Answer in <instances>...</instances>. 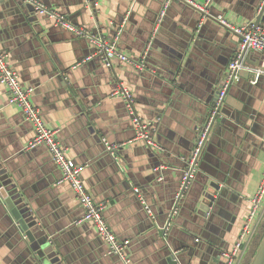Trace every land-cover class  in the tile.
Returning <instances> with one entry per match:
<instances>
[{"label":"crops","instance_id":"crops-1","mask_svg":"<svg viewBox=\"0 0 264 264\" xmlns=\"http://www.w3.org/2000/svg\"><path fill=\"white\" fill-rule=\"evenodd\" d=\"M41 1L107 40L120 33L118 49L130 59H115L112 67L99 56L89 59L95 49L85 37L37 14L26 0H0V47L23 85L34 89L32 101L59 130L69 157L85 167L87 189L105 205L117 238L129 241L134 264H224L222 253L236 241L264 171V74L256 79L250 70L264 69V54L248 51L232 81L227 72L240 37L184 2L173 1L162 17L165 0ZM258 1L213 0L208 11L246 25ZM122 86L135 95L137 113L152 124L160 149L136 140L126 102L115 94ZM222 89L226 99L212 124ZM33 137V126L0 84V171L9 184L0 186V264H121L95 226L81 222L84 209L71 185L60 183L47 148L27 149ZM104 139L118 151L111 153ZM217 185L218 201L204 214L201 200ZM7 197L36 235L44 233L39 252L19 229Z\"/></svg>","mask_w":264,"mask_h":264},{"label":"built area","instance_id":"built-area-1","mask_svg":"<svg viewBox=\"0 0 264 264\" xmlns=\"http://www.w3.org/2000/svg\"><path fill=\"white\" fill-rule=\"evenodd\" d=\"M26 1L34 7L37 14L46 15L53 19L56 25L88 39L95 49L94 54L90 56L89 59L94 56H99L108 67H112L115 59H120L125 62L130 61L128 56L118 49L120 33L114 40H107L102 33L91 32L86 28L73 24L59 11L50 9L41 0ZM173 1L184 2L187 5L202 11L206 16L205 18H212L218 21L223 27L231 29L240 37L239 51L233 57L229 67L232 73L236 72L237 74L244 67V52L256 51L264 54V27L257 25L254 21L249 22L246 25H235L224 15H211L208 11V7L213 0H207L204 5L194 0H165V6L161 14L162 17L165 15L167 7ZM250 70L255 75L256 79H259L264 74V69L262 68H253ZM0 84L7 88L10 101L19 106L25 119L33 126L34 137L29 142L27 149L46 147L54 162L61 170L62 178L60 183L67 182L71 185L77 200L84 209V215L81 218V222H90L95 226L98 235L107 244L109 253L117 256L121 264H134L128 253L129 241H122L117 238L105 218V205L97 204L93 195L87 189L82 177L85 167L77 164L71 157H69L66 149L59 140V130L53 129L47 125L40 110L32 101L34 89L23 85L19 72L11 64L8 53H6L1 47ZM115 94L120 95L126 102L127 109L133 118V123L137 130L136 140L144 141L147 146L151 148L160 149L155 140L152 124L145 121L137 113V102L133 92L129 88L122 86L115 92ZM225 94L226 90L222 89L220 97H224ZM210 125L211 121H209L200 131L198 146L194 154L195 160L200 148L206 140ZM104 142L111 153L118 151L119 145L111 144L106 139H104ZM194 163L195 162H192L191 169L184 173L182 181L183 188L185 187V184L188 186L190 179L193 176L194 170L192 169ZM187 186L185 188H187ZM148 211L151 213L150 209H148ZM263 222L264 171L259 186L250 199V206L241 225L240 233L236 241L230 248L222 253L225 262L224 264H243L247 248L252 243V239L257 235L260 227H262Z\"/></svg>","mask_w":264,"mask_h":264},{"label":"water","instance_id":"water-1","mask_svg":"<svg viewBox=\"0 0 264 264\" xmlns=\"http://www.w3.org/2000/svg\"><path fill=\"white\" fill-rule=\"evenodd\" d=\"M30 6L33 8V11H35L34 7L32 5H30ZM255 12H256V17L254 19V22L257 25L264 27V0H259L256 3ZM235 51H237V49H235ZM246 53L247 52H244V56H245ZM142 67H145V66H142ZM227 73L232 76V81H233L235 76H236V72L232 73L231 70H229ZM225 99H226V96L222 97L221 101H219L220 100V95L219 94L215 98V105H214V107H213V109L211 111L212 124L219 117L220 112H221V108H222L223 103L225 102ZM210 127H211V125H210ZM208 135H209V131L207 133L206 140L208 138ZM199 137H200V132H199V136H198V141H199ZM206 140H205L203 146L199 150L198 156H197V158L195 160V163H194V166H193L192 170H194L195 167L198 164L197 163L198 162V157L201 154V151H202V149H203V147H204V145L206 143ZM198 141H197V146H198ZM2 173H3V171H0V181L2 182V183H0V186L9 185V184H6V182H4V178L2 177L3 176ZM184 186L186 187L187 184H185ZM185 187L181 191V194H180L179 199H178L179 201L181 200V197L183 196V194H184V192L186 190ZM212 189H214V192L209 191V188H208L207 189V193L205 194V196L201 200V201L204 202L203 205H202V209L205 212L204 214H207L208 211L210 212V210L213 209L215 203L218 201V198H219L218 194L220 192V186L219 185L213 186ZM6 200H7V204L9 206V209L11 210V213H12L13 217L18 222L19 229L31 241V243H32L31 249H33L35 252H39V250H40L39 243L41 244V240H42L41 238L43 237L44 233H38V235H36L35 234V230L32 229V226L30 225L31 222H29L27 220V217H25L24 214L21 212L22 209L20 207H18L19 204L16 203L15 201L9 199V197H7ZM177 206H178V203L174 206V209H173L174 212L177 209ZM41 232H43V231H41ZM257 240L259 241V236H258ZM38 241H39V243H38ZM258 241L256 243H258ZM45 255H46V252H42L41 256H40V253H39V257H40L41 261L45 258ZM47 257L50 258V256H48V255H47ZM175 257L176 256L174 254L170 255V259H174ZM171 261H170V264H172ZM244 264H264V235H263L262 239L260 240V242H259V244L257 246V249H256V251L253 254L252 259L250 261H248V262L246 261Z\"/></svg>","mask_w":264,"mask_h":264},{"label":"rangeland","instance_id":"rangeland-1","mask_svg":"<svg viewBox=\"0 0 264 264\" xmlns=\"http://www.w3.org/2000/svg\"><path fill=\"white\" fill-rule=\"evenodd\" d=\"M263 235H264V229L262 230V237H263ZM262 237H261V239H262ZM261 239H259V241H258V243H256L255 244V246H254V248L251 250V252H248L246 255H247V259H246V261L248 262V261H250L251 259H252V257H253V254H254V252L256 251V249H257V246H258V244H259V242H260V240ZM253 240H255L254 238L252 239V242H254ZM245 261V262H246Z\"/></svg>","mask_w":264,"mask_h":264},{"label":"trees","instance_id":"trees-1","mask_svg":"<svg viewBox=\"0 0 264 264\" xmlns=\"http://www.w3.org/2000/svg\"><path fill=\"white\" fill-rule=\"evenodd\" d=\"M263 228H264V226H262L261 230H262ZM261 237H262V231H261V234H260L259 239H261Z\"/></svg>","mask_w":264,"mask_h":264}]
</instances>
